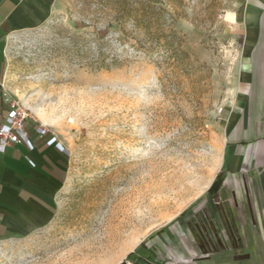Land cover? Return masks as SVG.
Here are the masks:
<instances>
[{"label":"rangeland","instance_id":"rangeland-1","mask_svg":"<svg viewBox=\"0 0 264 264\" xmlns=\"http://www.w3.org/2000/svg\"><path fill=\"white\" fill-rule=\"evenodd\" d=\"M60 1L62 16L10 39L4 79L38 124L32 108L59 118L43 127L68 157L69 179L53 223L1 244L0 264H102L160 228L205 226L214 209L207 189L236 80L239 0H140L166 10L184 53L175 58L120 46L117 0ZM74 41L114 46L121 65L90 72L72 57ZM204 232L199 241L214 244Z\"/></svg>","mask_w":264,"mask_h":264},{"label":"crops","instance_id":"crops-1","mask_svg":"<svg viewBox=\"0 0 264 264\" xmlns=\"http://www.w3.org/2000/svg\"><path fill=\"white\" fill-rule=\"evenodd\" d=\"M235 8L239 60L220 114L214 209L205 226L156 231L102 264L126 263L129 253V264H264V0H239ZM64 12L60 0H0V126L13 99L4 79L8 42ZM25 126L26 143L0 147V245L47 229L69 179V159L50 143V131L40 136L36 120ZM202 231L215 234L207 250L194 240Z\"/></svg>","mask_w":264,"mask_h":264},{"label":"trees","instance_id":"trees-1","mask_svg":"<svg viewBox=\"0 0 264 264\" xmlns=\"http://www.w3.org/2000/svg\"><path fill=\"white\" fill-rule=\"evenodd\" d=\"M112 12L111 22L118 28L119 37L122 38V42L118 41L120 46L126 43L134 54L141 51L145 56L157 53L159 50H163L169 58L184 54L180 51L179 44L174 42L176 35L170 28V17H167L166 10L157 4L151 5L140 0H117ZM98 31L99 29H96L91 35L96 37ZM129 40H132L134 44H130ZM73 45L70 50L72 57L78 60L85 58L87 61L85 67L90 72H107L121 65L122 60L114 46L101 45L92 52L87 44L74 41ZM219 187L217 176L207 189V193L213 195ZM164 229L165 227L160 228L156 233ZM143 245L144 242L140 246L143 247ZM132 256L133 253H129L125 260H131Z\"/></svg>","mask_w":264,"mask_h":264},{"label":"built area","instance_id":"built-area-1","mask_svg":"<svg viewBox=\"0 0 264 264\" xmlns=\"http://www.w3.org/2000/svg\"><path fill=\"white\" fill-rule=\"evenodd\" d=\"M8 116L5 123L0 126V147L5 148L13 144H22L28 141L26 122L28 120L35 121L32 116L14 99L7 101ZM38 134L43 136L48 132L47 128L40 126ZM51 144H55L61 151L60 144L56 143L55 138L49 140ZM126 262L125 264H129Z\"/></svg>","mask_w":264,"mask_h":264},{"label":"bare ground","instance_id":"bare-ground-1","mask_svg":"<svg viewBox=\"0 0 264 264\" xmlns=\"http://www.w3.org/2000/svg\"><path fill=\"white\" fill-rule=\"evenodd\" d=\"M38 117H39V120L41 122V124L44 126H57V121L59 118H53V117H50L48 115H45L43 114L42 111L38 110V109H31ZM207 188V186H206Z\"/></svg>","mask_w":264,"mask_h":264},{"label":"flooded vegetation","instance_id":"flooded-vegetation-1","mask_svg":"<svg viewBox=\"0 0 264 264\" xmlns=\"http://www.w3.org/2000/svg\"><path fill=\"white\" fill-rule=\"evenodd\" d=\"M198 234L197 235H199V237L201 238V232H197ZM195 236V242H196V244L199 246V247H202V248H204V249H208V243L207 244H204V243H202V242H200L199 241V237L198 236Z\"/></svg>","mask_w":264,"mask_h":264},{"label":"water","instance_id":"water-1","mask_svg":"<svg viewBox=\"0 0 264 264\" xmlns=\"http://www.w3.org/2000/svg\"><path fill=\"white\" fill-rule=\"evenodd\" d=\"M121 264H125V263H121Z\"/></svg>","mask_w":264,"mask_h":264}]
</instances>
